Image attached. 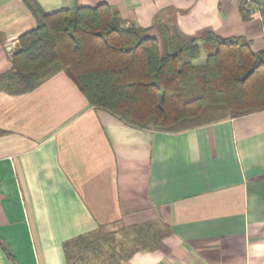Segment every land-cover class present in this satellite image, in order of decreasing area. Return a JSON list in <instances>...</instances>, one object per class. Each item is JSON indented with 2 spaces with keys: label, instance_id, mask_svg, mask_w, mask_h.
I'll return each mask as SVG.
<instances>
[{
  "label": "crops",
  "instance_id": "obj_1",
  "mask_svg": "<svg viewBox=\"0 0 264 264\" xmlns=\"http://www.w3.org/2000/svg\"><path fill=\"white\" fill-rule=\"evenodd\" d=\"M36 2L47 14L105 3L162 51L168 29L264 51V0ZM36 27L23 0H0L8 43ZM0 131V264H68L71 241L150 222L172 235L124 264H264V111L181 132L137 129L60 73L30 93H0Z\"/></svg>",
  "mask_w": 264,
  "mask_h": 264
},
{
  "label": "trees",
  "instance_id": "obj_2",
  "mask_svg": "<svg viewBox=\"0 0 264 264\" xmlns=\"http://www.w3.org/2000/svg\"><path fill=\"white\" fill-rule=\"evenodd\" d=\"M23 2L37 27L12 43L0 35V93L24 95L64 73L90 106L131 127L163 132L264 111V51H253L245 38L168 29L162 51L147 30L124 26L105 3L47 14L36 0ZM170 235L158 222L116 232L100 227L65 252L68 264H124L156 251Z\"/></svg>",
  "mask_w": 264,
  "mask_h": 264
},
{
  "label": "rangeland",
  "instance_id": "obj_3",
  "mask_svg": "<svg viewBox=\"0 0 264 264\" xmlns=\"http://www.w3.org/2000/svg\"><path fill=\"white\" fill-rule=\"evenodd\" d=\"M206 53H207L206 50L203 49L202 50V58H201V61L199 62L200 65L204 64V60H205V57H206Z\"/></svg>",
  "mask_w": 264,
  "mask_h": 264
}]
</instances>
